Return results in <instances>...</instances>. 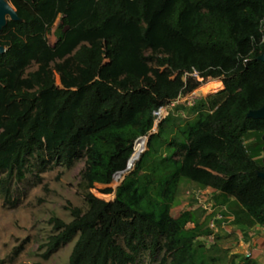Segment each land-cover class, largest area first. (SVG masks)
Listing matches in <instances>:
<instances>
[{
	"label": "trees",
	"instance_id": "obj_1",
	"mask_svg": "<svg viewBox=\"0 0 264 264\" xmlns=\"http://www.w3.org/2000/svg\"><path fill=\"white\" fill-rule=\"evenodd\" d=\"M12 5L20 20H7L0 30L3 184L22 181L31 160L42 168H71L86 159L87 209L70 207L68 222L50 219L54 233L44 258L76 237L67 264H135L143 251L151 258L161 253L158 264H216L219 257L206 256L198 243L211 233L212 215L199 206L172 215L184 182L210 189L209 199L233 216L232 225L264 227L258 177L264 119L247 117L264 104V62L258 60L264 41L257 42L264 0ZM57 20L61 33L50 45ZM32 63L36 69L28 71ZM193 68L204 79L220 78L223 88L191 106L177 105L150 133L158 107L199 85L185 77ZM144 135L147 150L137 153L136 142L134 153V141ZM133 164L115 190L102 189L114 193L112 200L89 191ZM219 239L211 250L218 252ZM241 264L258 263L244 257Z\"/></svg>",
	"mask_w": 264,
	"mask_h": 264
},
{
	"label": "rangeland",
	"instance_id": "obj_2",
	"mask_svg": "<svg viewBox=\"0 0 264 264\" xmlns=\"http://www.w3.org/2000/svg\"><path fill=\"white\" fill-rule=\"evenodd\" d=\"M6 1L12 6V0ZM7 20H9V16H7ZM57 24L58 20L47 35L50 45L55 43L61 33L57 29ZM35 69L34 63L28 67V71ZM54 77L56 84L59 85L58 74L55 73ZM222 88L220 78H203L193 90L198 97H206ZM155 131L156 128H153L150 133ZM148 135H146V139L142 138L144 140L143 147L137 153L142 154L147 150ZM137 139L134 141V150L136 142L140 141ZM31 161L33 163L32 171L27 173L20 182L13 179L8 185H5L3 184L4 174H0V264H67L76 237L60 246L48 258H44L43 255L46 251L45 245L48 237L54 233L50 219L58 217L68 222L71 220L70 207H79L83 211L87 209L84 199L87 188L82 179L86 159L78 160L71 168L60 165L42 168L33 160ZM118 185L119 182H113L112 178L109 185L95 184L89 191L100 199L110 201L114 198L113 193L103 194L101 191L106 186L115 189ZM194 190L195 187L192 185L185 182L182 184L179 202L172 209L173 216L198 206L196 203L193 206L188 203L191 198L187 191L192 193ZM223 232L228 233L221 231L218 234L221 237L218 243L222 246L228 234L229 238L231 234H223ZM198 243L203 245L206 256L219 257L216 264H226V253L229 252V248L225 250L221 246L218 247V252L211 250L212 243L207 239V236L200 237ZM160 256L161 253L151 258L147 251H143L135 264H158Z\"/></svg>",
	"mask_w": 264,
	"mask_h": 264
},
{
	"label": "built area",
	"instance_id": "obj_3",
	"mask_svg": "<svg viewBox=\"0 0 264 264\" xmlns=\"http://www.w3.org/2000/svg\"><path fill=\"white\" fill-rule=\"evenodd\" d=\"M264 41V29L263 34L258 37L257 42L260 44ZM185 77H191L200 81L203 79L200 76L199 72L196 69H192L190 72L185 73ZM199 98L197 93L194 90H191L186 93H180L175 99L168 101L167 103L161 105L154 111V125L153 128H156L158 123L165 118L170 111H172L177 105H183L185 107L191 106L194 101ZM145 138L146 136H141L138 139ZM137 139V140H138ZM146 142V141H145ZM135 143V142H134ZM128 164V161H127ZM128 165L122 170H124L123 174H121L117 179H114L115 174L113 175V182L120 183L124 176L131 171L132 167L128 170L126 169ZM121 171V170H120ZM119 172V171H118ZM210 189H196L192 193L187 191L189 195H192L196 201V204L201 207L206 215H212L211 219L209 220L208 226L211 231L209 235H207V239L213 243L215 240L216 235H218L221 231H225L230 233L229 229L232 226L233 216L229 213L225 214L226 209L223 206L216 205L213 201L209 199L208 194L210 193ZM197 206V207H198ZM244 257L251 258V253L249 251L244 252Z\"/></svg>",
	"mask_w": 264,
	"mask_h": 264
},
{
	"label": "crops",
	"instance_id": "obj_4",
	"mask_svg": "<svg viewBox=\"0 0 264 264\" xmlns=\"http://www.w3.org/2000/svg\"><path fill=\"white\" fill-rule=\"evenodd\" d=\"M229 230L231 233L230 238L228 233L223 232V234H228L223 246L220 243H217L218 247L222 246L225 250L229 248V252L226 253V264H241L244 259L245 251L251 253V260L256 261L258 264H264L263 226L247 228L245 226L232 225Z\"/></svg>",
	"mask_w": 264,
	"mask_h": 264
},
{
	"label": "water",
	"instance_id": "obj_5",
	"mask_svg": "<svg viewBox=\"0 0 264 264\" xmlns=\"http://www.w3.org/2000/svg\"><path fill=\"white\" fill-rule=\"evenodd\" d=\"M7 16H9V20H13V21L20 20L13 7L6 0H0V30L3 29L6 25ZM5 50L6 48L3 45H0V54L4 53ZM258 60L264 62V49L258 56ZM247 117L253 119H264V104L256 110H250L247 113ZM262 140L264 141V133L262 135ZM262 162L264 167V146L262 150ZM258 177L264 180V169L263 171H258Z\"/></svg>",
	"mask_w": 264,
	"mask_h": 264
},
{
	"label": "bare ground",
	"instance_id": "obj_6",
	"mask_svg": "<svg viewBox=\"0 0 264 264\" xmlns=\"http://www.w3.org/2000/svg\"><path fill=\"white\" fill-rule=\"evenodd\" d=\"M143 143H144V140L143 139H140V141L138 142V150L141 149L143 147ZM134 153H136V151L134 150ZM133 158V157H132ZM120 172L116 173L115 174V178L116 176L119 174Z\"/></svg>",
	"mask_w": 264,
	"mask_h": 264
},
{
	"label": "flooded vegetation",
	"instance_id": "obj_7",
	"mask_svg": "<svg viewBox=\"0 0 264 264\" xmlns=\"http://www.w3.org/2000/svg\"><path fill=\"white\" fill-rule=\"evenodd\" d=\"M13 6V5H12ZM14 7V6H13ZM14 9H15V7H14Z\"/></svg>",
	"mask_w": 264,
	"mask_h": 264
}]
</instances>
